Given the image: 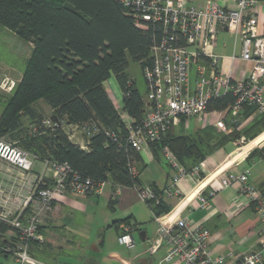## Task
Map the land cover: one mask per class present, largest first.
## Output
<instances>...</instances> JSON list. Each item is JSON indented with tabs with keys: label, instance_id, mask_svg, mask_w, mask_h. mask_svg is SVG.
Wrapping results in <instances>:
<instances>
[{
	"label": "built area",
	"instance_id": "1",
	"mask_svg": "<svg viewBox=\"0 0 264 264\" xmlns=\"http://www.w3.org/2000/svg\"><path fill=\"white\" fill-rule=\"evenodd\" d=\"M120 4L135 14V26L143 32L156 28L161 33L158 42L152 37L150 60L143 65L141 73L146 85V113L141 123L131 126V120L122 116L128 131L124 146L141 152L150 144L158 142L173 126L190 118L205 119L216 113L215 126L226 130L225 118L241 113L244 108L254 109V114L264 113V15L260 12L258 0H236L234 7L220 5L218 0H207L201 6L186 4L185 0H118ZM228 32L234 43L240 44L238 56L230 57V63L239 59L251 65V69L240 78L224 71L223 58L214 53L217 34ZM193 73V74H192ZM17 80L2 75L0 92L10 93ZM231 95L233 100L229 113L207 112L210 100ZM45 125L55 124L45 120ZM98 131L96 126H69L66 133L70 141L81 149H88L89 137ZM82 137L76 141L74 135ZM105 135L112 143H119L118 137L110 131ZM163 155L173 174L164 196L175 192V185L184 178L192 179L196 185L202 181L200 163L190 169L184 168L174 155L164 149ZM0 158L29 172L32 156L12 144L0 140ZM43 173L35 179L30 194L24 198L16 212L5 207L13 199L9 191L0 188V221L15 231L18 243L1 245L0 253L11 255L16 264H38L29 254L31 241L42 242L39 234L41 217L55 201L66 193L93 196L99 195L106 185L113 188V196L130 189L137 198L150 205L157 200V193L149 186L132 184L129 187L111 185L106 181H96L83 177L71 170L66 163L44 160ZM132 179L138 180L139 171L133 161L127 163ZM250 173L245 170L240 175L221 177L223 187L235 183L247 204H253L260 222L259 247L238 256L231 254L213 256L209 246L210 231L201 223L187 217L171 218L169 214L154 217L159 237L166 248L165 262L178 264H264V201L249 184ZM50 184L46 185L45 180ZM177 192V191H176ZM204 196L198 199V208L208 209ZM118 243L130 249L133 247L131 228L122 224Z\"/></svg>",
	"mask_w": 264,
	"mask_h": 264
},
{
	"label": "trees",
	"instance_id": "2",
	"mask_svg": "<svg viewBox=\"0 0 264 264\" xmlns=\"http://www.w3.org/2000/svg\"><path fill=\"white\" fill-rule=\"evenodd\" d=\"M134 20L135 14L118 0H0V26L32 45L17 85L10 93L0 92V100H4L0 138H7L13 146L42 160L66 163L83 177L125 187L140 185L127 170V163L133 161L140 171L142 161L139 152L124 146L128 129L122 116L131 120L132 127L139 125L146 113L147 100L146 92L141 95L134 87L127 69L129 61L140 69L149 62L152 37L158 42L161 33L156 28L143 32ZM110 78L121 92L118 108L104 87ZM232 100L231 95L210 100L207 112L229 113ZM39 103L48 107V115L36 108ZM253 113L254 109L244 108L234 124ZM23 116L35 122V132L29 133L28 127L23 126ZM232 118L235 121L231 115L224 119L226 125L233 124ZM45 120L56 126L45 125ZM87 124L96 126L98 131L89 137L88 149L83 150L70 141L66 130L69 126ZM171 129L172 126L158 142L150 144V150L158 158L168 149L184 168L190 169L236 139L253 140L264 131V113L257 114L241 131L233 130L229 135L203 132L193 138L172 135ZM105 131L113 132L120 144L112 143ZM263 138L245 145L241 153ZM255 152L251 151L249 156ZM263 154L264 145L257 156ZM154 191L158 198L150 209L154 217H160L169 213L171 207L163 201L162 194ZM259 193L264 201V190ZM115 204L116 199L108 200L111 209ZM119 224L135 228L130 217L117 221L116 225ZM8 231L14 230L0 221V236ZM36 243L31 241L29 246ZM0 244L15 245L2 238ZM1 256L11 255L0 253L3 264Z\"/></svg>",
	"mask_w": 264,
	"mask_h": 264
},
{
	"label": "crops",
	"instance_id": "3",
	"mask_svg": "<svg viewBox=\"0 0 264 264\" xmlns=\"http://www.w3.org/2000/svg\"><path fill=\"white\" fill-rule=\"evenodd\" d=\"M258 1L260 12L264 15V0ZM185 2L188 5L201 6L207 0H185ZM235 2L236 0H218L220 5L228 8L234 7ZM220 37H223L221 44ZM239 50L240 44L234 43L228 32L223 30L217 34L214 53L223 58L224 71L229 69L230 74L235 78H240L243 73L251 69V65L239 59L230 63V57L233 54L238 56ZM104 87L115 108H118L121 92L114 79L110 78L104 82ZM2 101L4 100H0V107ZM36 108L42 110L44 116L50 113L48 107L42 103ZM256 115L252 114L241 121L237 131L247 127ZM233 117L238 121L240 113ZM191 119L177 124L187 131L188 121ZM195 119L197 118L192 120ZM216 119V113L211 114L207 121L208 125L213 126ZM22 121L23 126L28 127L29 133L35 130V122L28 116H23ZM262 136L264 131L254 139ZM74 138L79 142L82 140L78 134L74 135ZM0 140L6 144L12 143L7 138ZM236 143L238 142H230L216 149L200 163L202 177L200 185H196L192 179L184 178L175 185V192L170 197L164 196V190L170 183L173 171L164 155L160 154L155 158L150 147L139 152L142 161L138 178L140 186H149L162 194L163 201L171 207L167 213L171 218L187 217L204 225L211 233L209 248L213 256L225 254L238 256L259 247L260 222L254 205L246 203L238 184L233 183L223 187L220 179L240 175L248 170L249 184L260 195L259 192L264 190V154L258 157L257 151L263 147L264 138L246 153H241L243 147H239L240 144ZM253 150L256 152L249 156ZM31 156L33 162L29 172L22 171L0 158V188L9 191L13 200L5 209L13 213L20 208L24 198L32 191L35 179L44 171V160ZM45 183L49 185L50 180L46 179ZM200 196L207 198L208 209L198 208ZM91 197L66 193L61 200L53 202L51 208L41 217L39 234L42 242L29 246V254L38 264H178L175 261H164L166 248L159 237L151 209L146 205L147 213L144 216L132 212V202L140 201L135 192L125 189L119 195L113 196L111 187L107 193L108 200L116 199L112 209L124 204L131 205L129 214L124 217H130V224L135 226L130 232L133 240V247L130 249L120 245L117 240L121 234L122 224H116L124 218H111V224L106 226H94L86 223V220L84 223L76 222L77 216L86 219ZM134 232L138 234V239H135ZM0 238L9 243H18L14 231L6 232ZM1 261L3 264H16L11 256H1Z\"/></svg>",
	"mask_w": 264,
	"mask_h": 264
},
{
	"label": "rangeland",
	"instance_id": "4",
	"mask_svg": "<svg viewBox=\"0 0 264 264\" xmlns=\"http://www.w3.org/2000/svg\"><path fill=\"white\" fill-rule=\"evenodd\" d=\"M222 39L223 37H220V44ZM31 48L32 45L30 43L21 40L14 33L0 26V79L3 74L15 80L20 78L25 68V64L29 57ZM127 72L134 82V87L139 91L141 95H144V93L146 92V85L141 73L140 66L136 63H133L132 61H129ZM2 106L3 104L0 107V111L2 110ZM192 119L188 121V132L184 131L181 125L175 124L172 127L170 134L175 136L188 135L189 137L193 138L196 137L198 133L203 132L205 135H214L218 133L222 135H229L233 130L237 132L238 125L240 124H234L236 121H234L232 118L231 122L233 123V126L231 124L226 125L225 123L227 129L221 130L215 126V121L213 123V126L208 125L207 121L209 119V116L205 119V121L201 118H197L195 120ZM232 142H238L236 144H240L239 147H244V144H248V141L242 138L236 139ZM137 168L140 169L139 166H137ZM110 188V185H106L99 195H93L90 198V203H88L87 206L88 213L86 219H83V217L81 216H77V223H84L86 220V223L94 226H106L107 224H111V218H124L129 214L131 205L124 204L116 206L114 209H111L109 207L107 193H109ZM132 205L133 213H137V215L143 216L145 215V213H147L146 204H144L143 202H132ZM134 237L135 239H138V234L136 232H134Z\"/></svg>",
	"mask_w": 264,
	"mask_h": 264
}]
</instances>
